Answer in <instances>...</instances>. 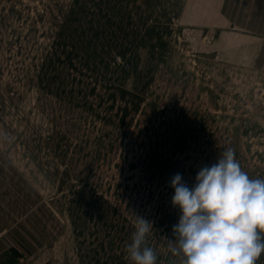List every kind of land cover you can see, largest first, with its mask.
<instances>
[{"label": "rangeland", "instance_id": "1", "mask_svg": "<svg viewBox=\"0 0 264 264\" xmlns=\"http://www.w3.org/2000/svg\"><path fill=\"white\" fill-rule=\"evenodd\" d=\"M200 2L0 0L1 224L27 251L7 264H132L138 217L181 264L171 178L231 148L264 179V76Z\"/></svg>", "mask_w": 264, "mask_h": 264}, {"label": "clouds", "instance_id": "2", "mask_svg": "<svg viewBox=\"0 0 264 264\" xmlns=\"http://www.w3.org/2000/svg\"><path fill=\"white\" fill-rule=\"evenodd\" d=\"M172 205L180 210L169 240L181 264H257L264 253V179H251L231 148L217 162L202 167L193 187L180 173L170 180ZM152 223L138 217L126 259L132 264H157L147 246Z\"/></svg>", "mask_w": 264, "mask_h": 264}, {"label": "crops", "instance_id": "3", "mask_svg": "<svg viewBox=\"0 0 264 264\" xmlns=\"http://www.w3.org/2000/svg\"><path fill=\"white\" fill-rule=\"evenodd\" d=\"M200 3L201 14L197 26L221 28L218 43H231L232 52L238 49L241 53L240 59L255 60V74L264 76V63H256V60H264V0H201ZM3 212L6 213L4 209ZM2 215L0 207V264H7L11 250L20 252L17 259L22 255L25 257L27 251L16 247L10 236L9 224H1ZM4 220H10L9 213Z\"/></svg>", "mask_w": 264, "mask_h": 264}]
</instances>
